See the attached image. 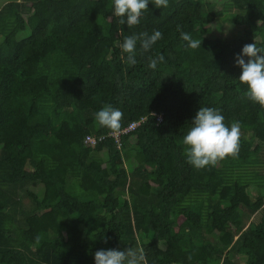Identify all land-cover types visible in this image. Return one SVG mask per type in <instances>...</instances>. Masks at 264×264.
<instances>
[{
    "label": "trees",
    "instance_id": "obj_1",
    "mask_svg": "<svg viewBox=\"0 0 264 264\" xmlns=\"http://www.w3.org/2000/svg\"><path fill=\"white\" fill-rule=\"evenodd\" d=\"M113 7L0 8V264H95L98 250L126 247L148 264H264V107L243 96L236 63L244 45L264 49V0L150 2L132 28ZM228 23L237 38L220 36ZM154 30L163 39L146 53L138 43L129 65L124 37ZM158 54L166 62L149 68ZM108 104L122 129L144 119L119 143L95 120ZM200 107L240 122L238 158L187 162L182 140Z\"/></svg>",
    "mask_w": 264,
    "mask_h": 264
},
{
    "label": "clouds",
    "instance_id": "obj_2",
    "mask_svg": "<svg viewBox=\"0 0 264 264\" xmlns=\"http://www.w3.org/2000/svg\"><path fill=\"white\" fill-rule=\"evenodd\" d=\"M150 2L157 9L169 6V0H112L113 16L118 18L119 24H127L132 28L140 23V18L149 10ZM177 31L181 33V39L187 42V48H201L200 39H194L189 33L181 31L179 25ZM161 39L163 34L159 30H154L151 35L147 31L134 33L124 37L120 48L122 53L127 54L126 62L134 66L137 63V44L139 43L142 52L146 53ZM243 57H248L247 62ZM161 62H166L165 57L158 54L155 58L149 57L148 66L156 69L157 64ZM236 63L242 69L238 80L247 86L243 96L264 107V49L258 48L256 43L246 44L242 53L236 57ZM224 119L221 112L212 107H200L196 113L192 127L182 140L187 162L195 169L216 167L228 158H238L241 124L234 121L228 126ZM95 120L101 128L108 129L114 136L122 131L123 112L110 104L104 105L95 114ZM36 240L39 242V235ZM94 259L95 264H148L142 247H126L123 250L101 249L95 253Z\"/></svg>",
    "mask_w": 264,
    "mask_h": 264
},
{
    "label": "rangeland",
    "instance_id": "obj_3",
    "mask_svg": "<svg viewBox=\"0 0 264 264\" xmlns=\"http://www.w3.org/2000/svg\"><path fill=\"white\" fill-rule=\"evenodd\" d=\"M8 0H0V8L2 5H4ZM240 27L233 26L231 23L226 24V26L220 31V36L227 40H232L238 37ZM41 190H36V193L40 195ZM23 209V208H22ZM243 216H247L245 213H242ZM258 217V214L256 215ZM250 219H248L247 222H249Z\"/></svg>",
    "mask_w": 264,
    "mask_h": 264
},
{
    "label": "built area",
    "instance_id": "obj_4",
    "mask_svg": "<svg viewBox=\"0 0 264 264\" xmlns=\"http://www.w3.org/2000/svg\"><path fill=\"white\" fill-rule=\"evenodd\" d=\"M157 117V121L160 122L161 121V118L162 116L161 115H158L156 116ZM144 121V119H141L139 122H136V123H130L127 127L123 128L121 133L119 135H112L111 136L116 140L117 143H119V138L121 135L123 134H128L130 132H132L140 123H142ZM102 138H99L97 141H101ZM85 142L87 143H91V144H95L96 143V140L94 138H91V137H86V140Z\"/></svg>",
    "mask_w": 264,
    "mask_h": 264
},
{
    "label": "bare ground",
    "instance_id": "obj_5",
    "mask_svg": "<svg viewBox=\"0 0 264 264\" xmlns=\"http://www.w3.org/2000/svg\"><path fill=\"white\" fill-rule=\"evenodd\" d=\"M109 136H111V134H110ZM98 139H99V138H98ZM98 139H95V140H96V143L99 142V141H97ZM96 143H95V144H96ZM90 144H91V143H90ZM95 144H91V145H95Z\"/></svg>",
    "mask_w": 264,
    "mask_h": 264
}]
</instances>
